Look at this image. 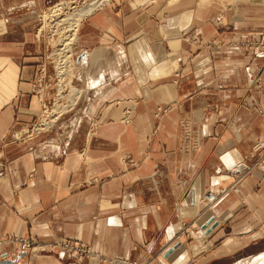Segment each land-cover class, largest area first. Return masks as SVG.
Listing matches in <instances>:
<instances>
[{
	"label": "crops",
	"instance_id": "0c3cea01",
	"mask_svg": "<svg viewBox=\"0 0 264 264\" xmlns=\"http://www.w3.org/2000/svg\"><path fill=\"white\" fill-rule=\"evenodd\" d=\"M55 2L0 0V238L46 247L0 264L262 263L264 171L234 192L238 173L219 155L236 148L252 165L264 140V52L242 45L264 41V0L96 8L78 31L81 96L33 133L54 96L40 70L50 50L41 16ZM194 220L200 230L182 240ZM57 240L89 253L51 250Z\"/></svg>",
	"mask_w": 264,
	"mask_h": 264
},
{
	"label": "rangeland",
	"instance_id": "374dc122",
	"mask_svg": "<svg viewBox=\"0 0 264 264\" xmlns=\"http://www.w3.org/2000/svg\"><path fill=\"white\" fill-rule=\"evenodd\" d=\"M57 1H69L68 5H66L64 12L65 13H72L74 11H76L78 8L86 5V3L89 0H57ZM111 0H109L108 2H110ZM60 2H55L57 4H59ZM52 4L50 6V8H48L41 16V24H42V29L43 32L46 33V35L48 36L49 39V43H50V50L48 52V57H47V66H48V73L51 76H48V73L46 74L47 76H45V78H43V82L45 85H48V88H52L54 96L52 98V100L49 102L45 101V108L44 111L42 113V115L39 117V120L36 122L35 125L32 126V131L37 132L35 130L36 125L38 123H40L42 126V129L45 130H50V128H52L54 126L55 123V119L58 117L59 114L70 110L71 108L74 107V104L76 103L77 99L79 98V96H81V90L78 87V84L82 83L80 81H78V68H79V63H78V58H77V48H76V43L77 40L73 43L72 45V57H69L67 60V66L65 69H67L68 74L67 77L61 81V77H60V70L61 67L63 65H61L62 61V56L57 52H59L58 49L63 48L62 44L64 43L63 40L65 39V37L70 34L67 33L66 30H68L66 27L68 26L67 23L64 22H60V20L64 17V12L59 14L58 16H53L54 14L51 13L53 11V8L55 5L57 4ZM104 4L106 2H103ZM103 3L101 4V6L103 5ZM100 7V6H99ZM70 72V73H69ZM78 83V84H77ZM59 111V112H58ZM56 126V125H55ZM54 126V127H55ZM53 127V128H54ZM259 157L256 156V161ZM254 161V162H256ZM258 167H256L253 171H252V175L254 174L255 171H257ZM247 175H250V173H248ZM246 175V176H247ZM245 176V177H246ZM239 188V186H238ZM209 199H211L210 197L206 200L205 202H202L201 205L205 208H212V202ZM209 222V221H208ZM200 223L194 221H185L182 223V230L180 232L181 235V239L182 240H190L193 239L194 237V232L197 230H200ZM202 227V225H201ZM14 236V235H13ZM17 236V235H16ZM8 237V236H7ZM24 237H28V236H24ZM4 238V237H3ZM31 239H35L36 242L38 244H36L34 247L38 246V245H43V243H39V241L34 238V237H30ZM181 244V243H180ZM33 247V248H34ZM32 248V249H33ZM42 247H37L36 250L38 251H43L41 249ZM31 250V249H30ZM28 250V251H30ZM51 250L52 249L51 247ZM57 252H59V250L55 249ZM2 251V250H1ZM5 251L8 252V255L6 258L1 257L2 252H0V258L4 259V260H8L9 262H12L11 257L9 256L10 254H13L14 252H18V254H22L25 252H20L16 247H10L9 250ZM26 251V252H28ZM249 252L248 250H244L242 252V256L246 255ZM113 259V258H112ZM133 261H138L135 259H131ZM140 264H142L140 261H138ZM238 264H250L248 261L245 262H240Z\"/></svg>",
	"mask_w": 264,
	"mask_h": 264
},
{
	"label": "built area",
	"instance_id": "2783aa9c",
	"mask_svg": "<svg viewBox=\"0 0 264 264\" xmlns=\"http://www.w3.org/2000/svg\"><path fill=\"white\" fill-rule=\"evenodd\" d=\"M243 46L249 47L251 48V50L256 54V53H260V52H264V41L258 37H256L255 39H252L250 41L247 42H242ZM46 76V67L43 66L40 70V80L43 79ZM45 108V106H44ZM164 111L161 107L158 108L157 112H156V116H158L160 114V112ZM42 126L40 123H38L36 125L35 130L37 132H41V131H46L45 129H42ZM254 150L257 153V156L259 157L257 159V161L254 164H249L245 158H241L239 161L231 163L230 165H228L225 160H224V156L228 155L230 152L234 153L236 152V148H230L227 150H224L222 153H220L219 155V159L221 161V163L223 164V166L225 167L226 170L228 171H233V172H237V178L235 179V181L232 183L230 189L234 192L238 191V186L239 184L242 182V180L245 178V176L250 173L252 174V171L258 167L261 170L264 171V140L260 139L258 140L255 145H254ZM211 194L212 190H209L207 192V194ZM220 196L217 195L215 197H213V199H217V197ZM209 198V197H207ZM210 201H212V199H210ZM207 202V201H206ZM208 203V202H207ZM210 204V203H208ZM211 205V204H210ZM36 244H38L36 242L35 239H31L30 237H24V236H6L4 238H0V252H2L1 257L6 258L8 255V252L5 251L9 250L10 247H16L20 252H26L30 249H32ZM42 247V250H45L46 247L44 245H38V247ZM50 247H52V249H57L59 250V252L61 253H89V249L88 248H84V247H79L76 244L72 243V241L70 240H57L54 241ZM2 250V251H1ZM108 264H140L138 261H133L129 258H111L109 260H107Z\"/></svg>",
	"mask_w": 264,
	"mask_h": 264
},
{
	"label": "bare ground",
	"instance_id": "6f19581e",
	"mask_svg": "<svg viewBox=\"0 0 264 264\" xmlns=\"http://www.w3.org/2000/svg\"><path fill=\"white\" fill-rule=\"evenodd\" d=\"M108 1L109 0H89L86 3V5L78 8L76 11H74L72 13H65L64 12V9H65L66 5H68L69 1H61L59 4H57L54 7H52L53 11L51 13L54 14L53 16H58L59 14L64 12V17L60 20V22H64V23L68 24V26L66 27L68 30H66V31H67V33H70L63 40V42H64L62 44L63 48L58 49L59 52H57L58 55L60 54L62 56V61H63L61 63V65H63V66L61 67V70H60L61 81L64 80L67 77L68 71L65 68L68 67V66L66 64H67V61L69 60L68 58L72 57L71 56L72 55L71 54L72 53V45L77 40L78 31H79L80 25L82 23V20L87 15H89L92 11H94L96 8L101 6V4L103 2L107 3ZM2 21L3 22H1V23L5 24L4 20H2ZM1 25L4 26L3 24H1ZM231 153H229L228 155L224 156V160H225V162L228 165H230L231 163L237 162L236 158H234V156ZM204 229H206L207 231L209 230L208 223L205 224V228ZM257 262H258V260H257ZM257 262H254V263L256 264ZM261 262L262 263H259V264H264V260H262ZM254 263H252V264H254Z\"/></svg>",
	"mask_w": 264,
	"mask_h": 264
},
{
	"label": "water",
	"instance_id": "95a60500",
	"mask_svg": "<svg viewBox=\"0 0 264 264\" xmlns=\"http://www.w3.org/2000/svg\"><path fill=\"white\" fill-rule=\"evenodd\" d=\"M213 219L209 220V223L212 222ZM205 228V225L203 226ZM180 245V242H177L172 248H170L167 252V256L171 254L175 248H177Z\"/></svg>",
	"mask_w": 264,
	"mask_h": 264
}]
</instances>
